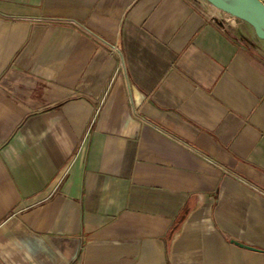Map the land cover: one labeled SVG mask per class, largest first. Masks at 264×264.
Masks as SVG:
<instances>
[{
	"label": "crops",
	"instance_id": "0c3cea01",
	"mask_svg": "<svg viewBox=\"0 0 264 264\" xmlns=\"http://www.w3.org/2000/svg\"><path fill=\"white\" fill-rule=\"evenodd\" d=\"M0 264H264L252 25L190 0H0Z\"/></svg>",
	"mask_w": 264,
	"mask_h": 264
},
{
	"label": "water",
	"instance_id": "95a60500",
	"mask_svg": "<svg viewBox=\"0 0 264 264\" xmlns=\"http://www.w3.org/2000/svg\"><path fill=\"white\" fill-rule=\"evenodd\" d=\"M227 15L248 22L257 36L264 39V4L260 0H207ZM237 244L254 248L248 244Z\"/></svg>",
	"mask_w": 264,
	"mask_h": 264
},
{
	"label": "built area",
	"instance_id": "2783aa9c",
	"mask_svg": "<svg viewBox=\"0 0 264 264\" xmlns=\"http://www.w3.org/2000/svg\"><path fill=\"white\" fill-rule=\"evenodd\" d=\"M193 4L197 5L201 10L207 15L208 18L213 21H220V26L223 30L227 29L230 26L237 24L238 19L233 16L227 15L222 12L219 8L214 6L207 0H190ZM224 14L226 16H224ZM110 48L114 50L120 56V65L123 68V59L122 52L120 48L114 44H109Z\"/></svg>",
	"mask_w": 264,
	"mask_h": 264
}]
</instances>
